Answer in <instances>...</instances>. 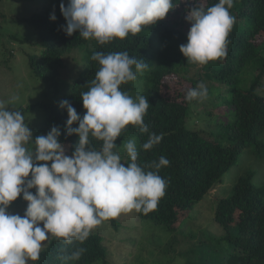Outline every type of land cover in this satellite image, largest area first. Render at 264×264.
Returning a JSON list of instances; mask_svg holds the SVG:
<instances>
[{"label":"trees","instance_id":"trees-1","mask_svg":"<svg viewBox=\"0 0 264 264\" xmlns=\"http://www.w3.org/2000/svg\"><path fill=\"white\" fill-rule=\"evenodd\" d=\"M218 2L173 0L174 8L164 19L142 26L135 35L129 33L122 40L113 38L101 45L95 39H84L78 31L68 36L63 30L67 22L60 10V5L67 6L68 0H47L46 6L18 20L35 31L36 44L41 48L37 54L26 55L31 75L43 80V95L56 93L61 78L74 75L58 97L20 106L17 111L43 110L44 116L32 131V139L58 126L59 142L65 154L71 156L79 137L67 135L68 113L60 103L67 100L83 117L86 110L81 93L89 89L100 68L92 59L94 53L127 52L130 57L144 62L147 67L136 74V80L122 84L120 90L132 97L139 93L148 99L143 122L149 132L142 133L138 126L129 124L115 141L118 146L115 151L127 163L129 157L123 144L135 141L136 163L145 171L158 172L166 181V188L156 209L147 213L136 211L138 218L174 231L182 213L191 210L220 184L240 153L249 149L253 164L233 182L232 193L218 199L212 208L211 218L223 235L214 240H185L183 245L189 249L181 250L180 256L182 264H264V0H233L228 10L235 23L227 36L226 57L201 65L187 61L180 52V45L187 43L191 27L186 20L188 11L194 7L207 9ZM52 14L56 17L54 21L50 19ZM9 38L23 43L14 36ZM81 53H84L82 68L74 73L71 62L79 60ZM199 84L206 87V97L186 100L187 91ZM200 103L205 109L195 111ZM208 107L218 109L223 119H211L213 115ZM192 115L204 121L207 128L194 131ZM71 127H78V122ZM152 133L161 136V140L145 151L142 145ZM89 141V147L96 150L103 143L91 134ZM29 147L34 150L33 143ZM162 156L169 164L157 170L152 165ZM260 175L261 180L255 183ZM30 191L34 193L36 189ZM23 202L21 194L10 206ZM109 219L113 225L117 223ZM94 229L83 242L76 238L68 242L48 234L38 260H31L29 264H103L108 255L107 247L101 233ZM174 247L170 245L169 250L167 246V252ZM80 249L84 251L74 259L73 254ZM174 259V256L167 258V263ZM125 262L137 264L135 259ZM152 264L165 263L158 260Z\"/></svg>","mask_w":264,"mask_h":264},{"label":"clouds","instance_id":"clouds-1","mask_svg":"<svg viewBox=\"0 0 264 264\" xmlns=\"http://www.w3.org/2000/svg\"><path fill=\"white\" fill-rule=\"evenodd\" d=\"M232 3L219 0L207 9L188 11L186 20L191 27L187 43L180 45L187 61L203 65L226 57L227 36L235 23L228 10ZM173 8V0H68L67 6L60 5L68 36L78 31L84 39H95L101 45L139 33L142 26L164 19ZM50 19L54 21L55 15ZM92 59L100 68L89 89L81 93L83 117L67 100L60 103L68 113L67 135L79 137L71 156L59 142L58 126L33 140L22 113L7 110L0 101V264L38 260L48 234L83 242L104 220L133 209L144 213L156 209L165 193L166 181L158 172L145 171L136 163L135 141L123 144L129 162L122 163L115 151V141L129 124L149 132L143 122L148 99L139 93L133 98L120 90L147 65L127 52H96ZM206 95V87L199 84L187 91L185 99ZM77 122L78 127L72 128ZM90 134L103 142L99 150L89 147ZM160 140L161 136L152 133L142 148L150 150ZM168 164L162 156L152 166L158 170ZM33 188L35 193L30 191ZM21 194L27 202L24 215L10 214L8 206ZM83 251L75 252L73 258L78 259Z\"/></svg>","mask_w":264,"mask_h":264},{"label":"rangeland","instance_id":"rangeland-1","mask_svg":"<svg viewBox=\"0 0 264 264\" xmlns=\"http://www.w3.org/2000/svg\"><path fill=\"white\" fill-rule=\"evenodd\" d=\"M46 4L47 0H0V101L4 102L9 111L12 109L17 111L20 106L36 104L39 101L46 102L58 97L65 91L74 75L69 74L70 76L61 78L58 91L46 95L42 93L43 80L33 78L31 75L26 55L37 54L41 48L36 44L35 31L18 20L40 10ZM9 36L22 39L23 43L21 44ZM83 56L84 53H81L79 60L71 62V66L73 64L72 72L75 73L79 67L82 68L81 58ZM202 109H205V106L200 103L194 110L200 112ZM207 109L213 115L211 119H223L218 109L210 107ZM21 113L31 132L40 124L44 116L43 110L39 108L32 111H21ZM191 118V121L195 120L192 127L194 131L207 128L204 121L194 119V115ZM124 160L122 158V163ZM253 162L251 151L243 150L237 157L236 163L223 176L221 183L209 191L191 210H187L182 213L181 217L179 216L180 219L174 231L167 230L164 226L155 224L153 221L139 219L135 209L126 213L122 212L113 218L117 222L115 225L110 219L102 221L94 228L101 233L107 247L108 255L103 264H126L125 261L130 262L132 259H135L137 264L140 262L152 264L153 261L158 260L166 264L167 258L173 256L175 261L169 264H182L180 252L189 249V246L183 245L185 240L191 239V242H198L206 238L214 240L223 235V231L211 218L214 203L232 193L233 182ZM260 180L261 175L256 178L255 183ZM26 207L27 202L24 201L18 206L9 205L7 211L10 214L23 216ZM40 226L42 227V223ZM94 228L91 229V232H95ZM170 245L175 247L171 252H167L166 247L168 246L170 250ZM109 256L110 259H108Z\"/></svg>","mask_w":264,"mask_h":264}]
</instances>
